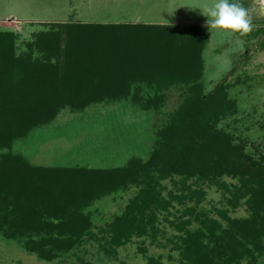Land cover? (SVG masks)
Instances as JSON below:
<instances>
[{"label": "rangeland", "instance_id": "obj_1", "mask_svg": "<svg viewBox=\"0 0 264 264\" xmlns=\"http://www.w3.org/2000/svg\"><path fill=\"white\" fill-rule=\"evenodd\" d=\"M243 2L253 28H263L264 0H242ZM213 3L214 0H0V34L10 35L9 38L0 37V46L6 49L12 47L15 57L32 56V60H44L45 54L39 53L37 51L39 48L35 49L33 46L36 42L45 43L43 40L50 34L52 25L108 24L128 27L146 25L162 26V31L163 27H170L173 29L170 42L173 44L172 47L182 41L188 29L191 27L194 30L198 29L205 36L207 44L201 52L194 51L200 56L203 76L201 89L194 92L197 95H209L220 84L222 85L210 101L211 104L201 109L198 117L187 125L190 133L193 135L196 131L200 133L203 127L216 130L219 141L225 139L224 141L229 142L235 149L231 155L227 154L225 157L229 159L228 161L242 160L253 165L255 171H259L264 168L263 36L258 37V40H246L237 33L208 30L205 26L206 17L202 13ZM140 31V28L137 29L135 38H139ZM176 33H179V36ZM128 35L125 33L126 37ZM148 35L149 44L152 46L156 40L155 34ZM48 43L49 41H46V44ZM130 43L125 49H130L132 41ZM1 47L0 52H3ZM183 47L184 45H181L176 51L179 57L172 55L171 62L168 60L174 64L173 66L183 67L179 65L182 60L184 61V57H187ZM147 48L149 45L142 50ZM160 53L161 56L155 54L156 58L150 53L148 56L150 64L153 63L151 60L165 61L162 58L163 52ZM8 54L9 52L4 51L3 58H9ZM143 56L140 54V58ZM185 60L191 62L190 58ZM146 64L149 63L146 61ZM150 64L146 69L152 74ZM182 70H176L175 77L181 75ZM146 75L152 76L148 74L144 76ZM63 85L60 89L66 97L61 95L59 99L66 103L72 98L69 99L70 91L68 92ZM172 91H176V96L179 94L178 89ZM172 91L168 92L169 97L172 96ZM13 95L14 92L9 89L8 99ZM178 103L179 101L174 103V107L166 110L172 113L179 106ZM70 104L72 105L73 101ZM162 115L159 111L145 110L129 101H117L89 106L84 110L66 106L57 111L53 120L33 127L27 132L25 129L19 131L12 126V134L15 133L14 130L19 131L16 133L19 135L18 139L11 140L6 149H0V155L9 156L6 168L24 164L43 170L72 169L77 172L75 174L77 179L71 182L67 180V183H62L61 186H50L49 182H44L47 172L29 174L23 170L17 176L15 173L0 169V189L10 192L7 209L9 212L6 213H15L21 218L27 214V219L32 218L34 223H32L34 226H30L31 220L23 221V217L21 221L17 217V224L12 230L18 234L22 224L27 226L25 232L34 228L37 230L39 227L35 223L40 226L41 223L52 225L51 227L42 225V231L32 233L30 237L10 238L0 233V264H186L182 253L191 243L187 234L199 228L198 225L187 227L183 223L200 215L206 216L205 219L210 222L218 223L222 230H230L236 222H245L246 226H242V232L238 224V233L232 238L234 240L237 237L244 242L247 237L243 238L241 234L244 236L248 225L255 220L256 209L252 196L256 195L258 201L263 199L264 186L257 182L256 186H250L249 181L233 175V170L223 169L226 165L224 162L227 161L220 163L222 169L221 173L218 171L220 176L216 175L209 180L191 178L184 185L181 178L160 181L156 186V191L160 192V201L155 205L153 201L151 202V197H148L146 203L150 206L142 216L147 232L141 236L138 232L135 235L129 232L130 235L126 234L124 243L115 240V237L119 236L120 231L121 235L127 232L126 223L121 222V227H118L115 222L127 214L141 187L125 185L124 180L101 175L99 177L102 179L99 182L102 188H107L115 181L112 184L115 187L114 191L94 199L88 206L85 200L76 194V185L79 182L86 184L96 182L88 177L92 173L93 176H97L101 171L124 168L132 160L146 162L154 152L159 139L155 133L161 128L158 125V116L163 117ZM183 116L181 123L187 120L189 112H184ZM204 152L209 156L206 166H213L216 162L214 157L222 154L221 151L220 153L213 151L210 146L206 147ZM94 183L93 196H96L100 192L95 190ZM32 185L34 192L31 189ZM251 188L257 190V194H250ZM261 190L263 191L259 194ZM165 203L168 205L163 209L161 205ZM65 209L71 210L72 214L76 209L80 216L72 215L73 218L69 219L68 216H61L60 220L57 217L60 213L64 215ZM141 209L136 207L135 214L138 216L133 214L139 221ZM262 220L264 222V218ZM178 221H182V225L179 226ZM207 226L212 225L208 222ZM217 233L220 234L221 231ZM205 236L207 238L210 234L206 233ZM221 237L222 239L217 242L219 245L223 240L226 241L227 235L222 234ZM29 238L37 241L39 245H46L50 239L62 241L63 244H55L48 248L52 251L53 257L42 259L35 251L27 248L31 240ZM256 239L249 238V242L253 244L249 246L250 254H245L247 256L238 264H264V236ZM76 240L77 244L74 243ZM207 242L209 241L203 240L202 244ZM203 247L207 249L204 253H208L209 256L215 250L211 244ZM232 247L236 250L242 248L237 246V243H233ZM46 248L42 247L41 251ZM236 254L235 256L231 254L232 257L229 258L234 260L232 264H237Z\"/></svg>", "mask_w": 264, "mask_h": 264}, {"label": "trees", "instance_id": "obj_2", "mask_svg": "<svg viewBox=\"0 0 264 264\" xmlns=\"http://www.w3.org/2000/svg\"><path fill=\"white\" fill-rule=\"evenodd\" d=\"M243 5L246 8L244 2ZM159 27L146 25L128 27L108 24L52 25L49 33H53V35L48 34L43 40L45 43L36 42L33 46L35 49L39 48L37 50L39 53L45 54L44 60H32V56L15 57L14 53H12V47L6 49L0 46L3 52H9L7 56L9 58L6 57L7 59L3 58V52H0V149H6L11 140L18 139L19 135L16 133L20 130L25 129L27 132L33 127H39L50 122L56 117L57 111L66 106H74L78 110H84L93 105L129 101L140 108L159 111V114L164 115H162L163 117L158 116V125L161 128L155 134L158 135L159 139L154 147V152L146 162L132 160L124 168L101 171L98 172L97 176H93L94 173L90 174L88 177L96 181L95 183L93 182L95 190L100 192L96 196H93V183L79 182L76 185V194L85 200L87 206L94 199H99L101 195H108L115 189L112 186L115 181L107 188H102L99 182L102 179V177H99L101 175L112 179L124 180L125 185L141 187L138 195L131 202L128 212L126 211L127 214L115 222L118 227H121V222L126 223L127 232H123L125 236H122L123 234L121 235L120 231L118 233L120 237L118 235L115 237V240H121V243L126 241V234L130 235L129 232L132 235L138 232L140 236L147 232L142 216L149 208L148 206H150H147L146 203L148 197H151V202L153 201L155 205L160 201V192L156 191V186L160 184V181L181 178V183L184 185L191 178L209 180L219 175L218 171H222L220 169L221 161H227L224 162L226 165L223 169L233 170V175L240 177L242 180H247V182L249 181L250 186H256L255 182L260 183V186H264V168L255 171L256 169L253 165L242 162V160L231 159L228 161L229 159L225 157L227 154L231 155L235 149L229 142L224 141L225 139L219 141V134L216 130H208L207 127H203L200 129V133L196 131L193 135L187 126L198 117V114L203 109L211 104L210 101L213 100L222 85L220 84L209 95H197L194 92L201 89V81L203 79L201 59L194 51L201 52L206 47V38L197 29L191 28L185 32L186 36L184 35L185 37L182 41L172 47L173 44L171 45L170 42L172 41L171 32L173 29L163 27L162 31V26ZM139 28L141 29L140 33H138L139 38H135L134 34ZM125 33L129 34L128 37L125 36ZM148 34H155L156 40H154L155 43L152 46L149 44L150 36ZM176 34L179 36V33ZM237 34L246 40H258V37L261 38L262 36V40H264V27L253 28L251 32L245 35ZM4 36L10 37L9 34H0V37ZM9 41L12 43L11 40ZM46 41H49V43L46 44ZM131 41L130 49H125V46L131 44ZM146 45H149V48L142 50ZM181 45H184L183 48L187 52V57L184 58H190L191 62L184 59L179 64L183 67H179L177 63L175 64L177 66H173L174 64L169 63L168 60L171 62L170 58L173 57L172 55L179 57L176 55V51ZM156 49L158 51H155ZM160 52H163L164 57L162 58L165 61H159V64V62L151 60L153 63L150 64L148 59L150 53L156 58L155 54L161 56ZM140 54L144 56L140 58ZM133 58L134 62L132 63ZM52 59H54V62H52ZM146 61L152 66V74L146 69V66H149ZM175 69L178 71L183 69L181 75L175 77ZM145 74L152 76L148 77L146 75L145 77ZM61 85L68 89V92L70 91L69 99H72L69 102L66 101L64 103L62 102L63 100L59 99L61 95H64L60 89ZM9 89H11L12 93L14 92L11 99H8ZM171 89H178L179 94L176 96V91ZM170 91H172V96L169 97L168 92ZM174 95L175 97L173 98ZM63 97L66 96L64 95ZM72 101L73 106L70 104ZM177 101H179V106L172 113L168 112L166 109L174 107V103ZM59 102L61 103L59 104ZM184 112H189V117L184 123H181ZM27 118H31V120ZM15 124L18 125L15 126ZM12 126L15 129H19V131L14 130L15 133L12 134ZM207 131L208 133L206 134ZM217 144L220 145L217 146ZM208 146L213 151H217V153L222 152L219 157H214L216 162L213 166H206L209 156L204 150ZM8 158L9 156L6 154L0 155V169L4 172L15 173L17 176L23 170H26L29 174L44 171L48 173L44 182H49L50 186H61L62 183H67V180L71 182L77 179L75 175L77 172L72 169L53 168L43 170L24 164L12 165L10 168H6L9 162L6 161ZM217 165L219 168H217ZM78 185L82 188L79 189ZM31 189L33 192L35 191L33 190V185ZM256 192L257 190L251 188L250 194H257ZM9 198L10 192L3 188L0 189V233L6 237L13 238L19 236L30 237L32 233L42 231L41 226L46 225L44 223H41V226L35 223L39 228L37 230L36 228L26 230V232L24 229L27 226L25 227L22 224L21 228L19 227V233L22 234H16L12 227L17 224L18 218L21 220L24 217L23 221L31 220V224L33 220L32 218L27 219V214L23 215L22 218L15 213L7 214L6 212H9L7 211ZM252 198L256 209L255 220L248 225L244 236L241 234L243 238L247 237L244 242L242 239H237V237L234 240L232 238L238 233V224L242 232V226H246L245 222H236L234 227H230V230L220 229L218 223L208 221L204 215L184 222L183 224L187 227L198 225L199 228L187 234L191 243L185 247L182 253L186 264H232L234 260L232 261L229 258L232 255L235 256L237 252L239 254H236L235 262L238 264L249 255V246L253 245L249 242V238L256 239L264 236V222L262 220L264 218V195L260 201H258L256 195H253ZM254 198H256V201H254ZM167 205L168 203H165L161 207L165 209L164 207ZM136 207L138 209L142 208L141 212H139L141 214L140 221L134 216H138V214H135ZM72 215L80 216V213L76 212L75 209L72 214L71 210L65 209L64 215L60 213L57 218L61 220V216H68L69 219V217L73 218ZM208 222L209 225H212L211 227L207 226ZM21 223L24 222H19V224ZM33 224L30 226H34ZM180 225H182V221L179 222ZM46 226L51 227L52 225L48 224ZM219 230L221 231L220 234L217 233ZM206 233L210 234L207 238L205 236ZM222 234L227 235V239L226 241L223 240L222 244L219 245L217 242L222 239ZM80 235L78 236L79 238L81 237ZM203 240H208L209 242L202 244ZM37 243V241L31 239L28 243L29 246H26L29 250L39 254L42 259H51L53 257L52 251L48 250V248L55 244H63L62 241L55 239L48 240L46 245ZM74 243L77 244L78 241L76 240ZM231 243H237V246L242 248L236 250L232 247V249ZM210 244L215 247L211 256L208 253H204L207 249L203 247L204 245L208 247ZM42 247L47 248L41 251ZM54 255L56 254L54 253ZM152 262L154 263L153 260Z\"/></svg>", "mask_w": 264, "mask_h": 264}, {"label": "clouds", "instance_id": "obj_3", "mask_svg": "<svg viewBox=\"0 0 264 264\" xmlns=\"http://www.w3.org/2000/svg\"><path fill=\"white\" fill-rule=\"evenodd\" d=\"M208 30L245 35L252 31L253 24L242 0H214L202 13Z\"/></svg>", "mask_w": 264, "mask_h": 264}, {"label": "crops", "instance_id": "obj_4", "mask_svg": "<svg viewBox=\"0 0 264 264\" xmlns=\"http://www.w3.org/2000/svg\"><path fill=\"white\" fill-rule=\"evenodd\" d=\"M191 28H193V27H191ZM191 28H190V29H191ZM197 30H198V29H197ZM198 31L200 32V30H198ZM200 33H201V32H200ZM201 34H202V33H201ZM202 36H204V35L202 34ZM204 37H205V36H204Z\"/></svg>", "mask_w": 264, "mask_h": 264}]
</instances>
